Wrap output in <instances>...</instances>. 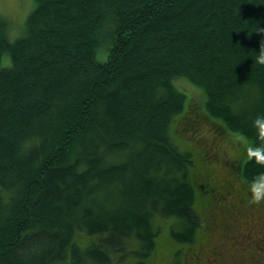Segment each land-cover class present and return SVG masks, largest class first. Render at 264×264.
I'll return each mask as SVG.
<instances>
[{"label": "trees", "instance_id": "16d2710c", "mask_svg": "<svg viewBox=\"0 0 264 264\" xmlns=\"http://www.w3.org/2000/svg\"><path fill=\"white\" fill-rule=\"evenodd\" d=\"M32 1L0 15V264H264L224 244L264 224V0ZM181 119L222 141L204 171Z\"/></svg>", "mask_w": 264, "mask_h": 264}, {"label": "rangeland", "instance_id": "374dc122", "mask_svg": "<svg viewBox=\"0 0 264 264\" xmlns=\"http://www.w3.org/2000/svg\"><path fill=\"white\" fill-rule=\"evenodd\" d=\"M33 10V1L32 0H0V15H6L8 13L9 15H15V19H17V24L14 20L15 32L17 33L19 31V28H23L29 14ZM7 14V15H8ZM6 15V17H7ZM13 18V17H12ZM21 34V30L19 34H16L15 36H11V40H15L19 35ZM101 60H103L102 56H99ZM7 63L4 61V65ZM178 84L181 88L186 89L188 93L192 96V102L199 105L204 102V94L201 93L199 90L193 89L194 87L191 86L190 83L187 81H178ZM179 124V123H178ZM212 126L209 122H204L200 125L199 130L196 132H188L187 129H185V125L183 120H180V124L178 127L179 131H185V137L180 136L178 139L179 143H181L184 147H188L193 145L192 152L190 149L184 148L187 151H190L193 154V158L196 162V159L199 162V170L204 171L205 167V161L203 158V150L204 148L212 147L215 144L222 143L221 139L215 137L213 138L214 134L212 133V130L210 128ZM183 129V130H182ZM234 138H228L230 143H233ZM240 143H244L243 141L238 140ZM212 145H211V144ZM182 146V147H183ZM222 158H225L223 155H219ZM233 156L236 157V159H240V155L236 153V151L233 152ZM224 161V160H223ZM218 164H215L218 168V171H222L224 173H228L230 178L235 177V172L232 170H225L223 166V162L220 160H217ZM221 174V173H220ZM222 175V174H221ZM242 185V182L240 180H237L234 182V186L237 188ZM238 216L234 217L233 222L230 224L231 228L228 230V233H226V239H224V244L228 246V235L233 237L231 240L236 239L235 232L237 231L241 240H239V246H241V249H245L243 252L246 254L247 251H252L256 255L264 256V224L259 225L256 222H249L250 219L246 216H243L242 218H239L236 220ZM249 242L251 244H249ZM172 243V241L169 239L168 231H163L162 233V239L160 240V249L161 254H165L166 251H169L168 245ZM223 243V242H222ZM253 244V245H252ZM257 245V247L255 246ZM239 250L240 247H238ZM248 252V256H251L252 253ZM238 264V263H236Z\"/></svg>", "mask_w": 264, "mask_h": 264}, {"label": "clouds", "instance_id": "9594fccd", "mask_svg": "<svg viewBox=\"0 0 264 264\" xmlns=\"http://www.w3.org/2000/svg\"><path fill=\"white\" fill-rule=\"evenodd\" d=\"M257 63L264 65V51H261V54L257 57ZM248 151L250 156L255 157L258 164L264 166V147H250ZM249 191L254 202H264V172L259 173L249 183Z\"/></svg>", "mask_w": 264, "mask_h": 264}, {"label": "flooded vegetation", "instance_id": "af4514ba", "mask_svg": "<svg viewBox=\"0 0 264 264\" xmlns=\"http://www.w3.org/2000/svg\"><path fill=\"white\" fill-rule=\"evenodd\" d=\"M256 209H259V211H258V213H255V211H254V213L256 214V216H257V218L259 219V222H260V220L261 219L263 220V218H264V207H260V208H256Z\"/></svg>", "mask_w": 264, "mask_h": 264}]
</instances>
